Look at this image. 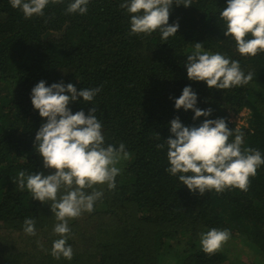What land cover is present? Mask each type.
Wrapping results in <instances>:
<instances>
[{
  "label": "trees",
  "instance_id": "obj_1",
  "mask_svg": "<svg viewBox=\"0 0 264 264\" xmlns=\"http://www.w3.org/2000/svg\"><path fill=\"white\" fill-rule=\"evenodd\" d=\"M121 3L89 0L87 13L79 14L66 12L68 0H50L43 16L25 18L9 0H0V264H264V165L249 177L247 190L200 194L166 171V148H157L175 117L185 125L206 119L193 120V110L174 106L191 85L197 106L212 109L207 118H224L234 134L243 133L242 147L264 155V52L241 55L224 35L219 13L226 0L174 4L169 23L178 21L180 27L168 41L158 31L131 34ZM196 42L238 60L252 79L225 90L190 80L184 62ZM40 80L71 82L78 90L99 86L92 103L105 142H123L130 154L119 162L114 188L96 186L104 195L94 211L69 221L71 260L51 254L58 235L50 204L32 199L17 183L21 170L54 171L44 167L34 147L46 119L30 98ZM69 107L87 114L93 104ZM245 110L247 125L231 121ZM26 217L35 220V235L24 232ZM213 227L228 229L229 238L252 247V262H234L223 247L205 253L200 235Z\"/></svg>",
  "mask_w": 264,
  "mask_h": 264
},
{
  "label": "clouds",
  "instance_id": "obj_2",
  "mask_svg": "<svg viewBox=\"0 0 264 264\" xmlns=\"http://www.w3.org/2000/svg\"><path fill=\"white\" fill-rule=\"evenodd\" d=\"M9 3L21 10L25 18H31L43 16L50 0H9ZM88 4L89 0H68L66 12L85 14ZM174 4L187 7L191 0H122L120 6L129 14L131 34L151 35L158 31L161 39L168 41L180 27L178 21L169 23ZM219 15L225 24L224 35L235 41L241 55L264 52V0H226ZM202 46L201 42L194 43V49L186 56L184 63L190 80L225 90L246 85L252 79V73L246 74L238 60L203 50ZM100 90L99 86L78 90L73 83L63 81L49 85L45 80L31 89L33 107L46 118L36 132L34 147L43 157L44 167L54 171L45 174L21 170L17 183L20 189L26 188L31 193L32 199L50 204L57 221L53 231L58 235L51 254L57 259L61 256L72 259L69 221L94 211L96 202L104 195L96 186L106 184L109 189L114 188L120 172L117 165L130 155L123 142L119 146L105 142L103 125L92 103ZM72 102L91 103L93 107L87 114L83 109L73 112L69 107ZM197 102L198 94L191 85L185 86L175 98L177 110H193V120L201 116L206 119L199 125H185L179 116L169 122L170 135L164 139L165 143L157 144V148H166V171L200 194L222 192L228 187L247 190L249 177L255 176L264 165V155L259 149L242 147L243 133L236 129L234 134L224 118H207L212 109H202ZM244 119L242 124L247 125L248 116ZM23 230L29 235L36 234L32 217L25 218ZM229 235L228 229L215 227L202 232V250L214 254Z\"/></svg>",
  "mask_w": 264,
  "mask_h": 264
},
{
  "label": "rangeland",
  "instance_id": "obj_3",
  "mask_svg": "<svg viewBox=\"0 0 264 264\" xmlns=\"http://www.w3.org/2000/svg\"><path fill=\"white\" fill-rule=\"evenodd\" d=\"M246 115H247V112L245 111V113L240 114V116L238 117H231V120L237 123L238 125H243L242 123H244V120H245L244 117ZM127 160L128 159L121 160L120 164H124L125 163L124 161H127ZM117 166L120 168L119 164ZM222 247L223 249L228 250L227 252H229V255L232 258H235L234 262H236L237 260L245 261V262H252V257H253L252 247L249 248V247L244 246L239 241V239L228 238L227 241L223 243Z\"/></svg>",
  "mask_w": 264,
  "mask_h": 264
}]
</instances>
